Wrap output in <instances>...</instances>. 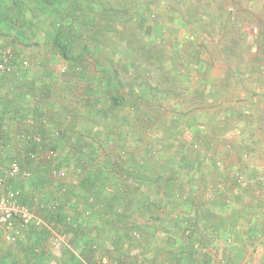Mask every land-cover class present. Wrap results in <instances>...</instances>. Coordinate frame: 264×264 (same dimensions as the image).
I'll return each instance as SVG.
<instances>
[{
	"label": "crops",
	"instance_id": "1",
	"mask_svg": "<svg viewBox=\"0 0 264 264\" xmlns=\"http://www.w3.org/2000/svg\"><path fill=\"white\" fill-rule=\"evenodd\" d=\"M0 63V264H264V0H0ZM145 89L186 100L165 148Z\"/></svg>",
	"mask_w": 264,
	"mask_h": 264
},
{
	"label": "built area",
	"instance_id": "2",
	"mask_svg": "<svg viewBox=\"0 0 264 264\" xmlns=\"http://www.w3.org/2000/svg\"><path fill=\"white\" fill-rule=\"evenodd\" d=\"M23 63L27 64V61H24ZM3 69H6V66L5 64L0 63V71ZM18 137L27 143L37 145L46 146L49 143L47 138H45L40 132L36 131L29 133L21 132L18 134ZM47 147L46 157L52 161L54 149L50 146ZM35 156V153L30 154V157L32 158H35ZM51 169L52 173L57 178H63L65 176V172L62 169L56 168L55 166H52ZM21 174L28 175L22 170L19 161L14 157L11 158L7 166L0 164V230L2 228H13L16 222H19L24 226L32 222V216L27 208L20 202V191L16 183V178ZM18 233V230L12 231L14 236ZM9 237H11V235Z\"/></svg>",
	"mask_w": 264,
	"mask_h": 264
},
{
	"label": "rangeland",
	"instance_id": "3",
	"mask_svg": "<svg viewBox=\"0 0 264 264\" xmlns=\"http://www.w3.org/2000/svg\"><path fill=\"white\" fill-rule=\"evenodd\" d=\"M64 15H66V14H64ZM124 16H125V14H124ZM76 17L77 16L75 15V18H74L75 20H76ZM70 29H74V28H70ZM199 45H201V44H199ZM132 61H134V62L136 61L135 57H133V56H132V58H129V62L131 63ZM123 74L124 73H122L121 75H123ZM116 79H117V74H116ZM116 82H115V80L113 82L114 88L117 86H119L121 88L120 82L117 80H116ZM133 83H134V81H133ZM131 85H126L125 91L124 90L122 91L124 95H128V96H126V98H133V95H136V93H138V91H140V88L135 87V86H131ZM127 90L130 91L131 95L129 94V92H126ZM115 95H116V93H114V91L112 90L111 97L115 98ZM145 95H148V98L145 99V101H144L145 104L143 105V107L145 108V111H144V114H145L144 127L146 129H148V131H146V133H145L144 141L150 146L158 145L160 147H163L164 146L163 139H165V135L163 133L164 129L167 127V125H171V120L169 119V117L174 115V114H178V113H179V115H181V114L184 115V113L186 112L185 108L187 106L186 100L184 98H171V100L164 98V99L159 100L160 98L158 97V93L156 91L151 90V89H145ZM116 97L119 98V94L116 95ZM168 105H172V106L176 105L177 109L174 110L173 108H171ZM165 119H167V120H165ZM152 128H155V130H152ZM153 132H155V135L152 134ZM156 133H158V134H156ZM166 137H167V135H166ZM177 141H183L182 137L177 136ZM163 148H165V147H163ZM17 186H18V183H17Z\"/></svg>",
	"mask_w": 264,
	"mask_h": 264
}]
</instances>
